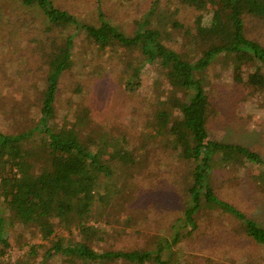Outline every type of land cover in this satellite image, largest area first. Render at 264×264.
Returning a JSON list of instances; mask_svg holds the SVG:
<instances>
[{
  "label": "trees",
  "instance_id": "trees-1",
  "mask_svg": "<svg viewBox=\"0 0 264 264\" xmlns=\"http://www.w3.org/2000/svg\"><path fill=\"white\" fill-rule=\"evenodd\" d=\"M20 1L39 10L46 32L57 31L61 41L49 36L57 43L44 54L48 71L39 96V116L17 131L0 125V257L12 246L8 230L16 232L13 241L20 248L30 244L28 230L38 229L45 240L30 244L20 264H50L57 256L65 264H177L173 246L198 233L201 223H214L218 232L251 238L264 246V224L224 195L232 192H223L228 168L237 172L244 161L264 165V158L250 146L210 137L208 125L215 110L204 77L218 59L241 73L254 65L246 79L253 90L264 92V44L249 35L247 26L249 18L264 27V0H180L198 11L194 31L175 18L176 12L163 0H153L149 10L135 18L132 33L113 23L114 15L107 17L99 2L98 22L88 23L53 0ZM1 23L0 14V31ZM71 28L98 50L122 48L129 92L142 85L147 64L163 68L167 87L162 88L160 78L139 143L127 132L117 138L93 128L89 105L76 111L71 124L57 120L60 77L74 62L75 32L63 33ZM169 28L181 30L184 42L193 49H175ZM149 145L169 148L181 165L176 178L181 185L179 203L160 212L174 219V231L168 232L170 237L149 234L148 246L120 245L122 230L110 232L108 225L120 222L125 201L157 196L142 192L137 179L131 180L147 169L144 152ZM250 177L264 193V173ZM149 211L156 213L154 207ZM101 241L107 245L97 246ZM39 253L42 258L36 262Z\"/></svg>",
  "mask_w": 264,
  "mask_h": 264
},
{
  "label": "rangeland",
  "instance_id": "rangeland-1",
  "mask_svg": "<svg viewBox=\"0 0 264 264\" xmlns=\"http://www.w3.org/2000/svg\"><path fill=\"white\" fill-rule=\"evenodd\" d=\"M53 2L56 6L69 9L78 20L88 23L98 22L95 7L100 3L106 16L114 15L113 23L122 26L127 33H132L135 18H141L149 10L153 0ZM163 2L166 3V8L176 12L175 18L194 31L193 22L198 11L180 0ZM210 12L206 14L209 15ZM40 13L20 0H0V125L7 131L23 129L39 116V96L48 71L44 54L50 52L57 43L52 41V37L61 41L57 31L46 32V22L41 19ZM247 26L249 35L264 44L262 22L248 18ZM169 31L173 32L170 43L175 49H193L184 42L181 30L172 31L169 28ZM73 32L75 31L71 28L63 33ZM73 37L74 62L60 77L56 102L57 120L71 124L75 121L76 111L89 105L93 128L106 130L117 138H121L122 132H127L134 142L139 143L143 140V131L147 130L146 117L152 107L150 100L158 91V80L162 79V88L167 87L161 76L163 68L156 63L147 64L142 75V85L136 92H129L124 81L127 73L124 71L125 59L121 57L122 48H108L104 52L98 50L82 32H75ZM244 69L241 73L229 62L218 59L205 72V86L215 110L208 125L209 134L216 140L250 146L264 158V92L253 90L246 79L248 71L254 70V65ZM243 78L244 81H240ZM78 86L79 91L76 90ZM144 155L147 157V169L139 176L137 173L131 180L136 182L137 179L138 188L142 192L157 196L149 199L130 197L125 201L126 209L119 214L120 222L113 221L108 225L110 232L122 230L121 241L117 243L120 245L128 242L131 245L139 243L148 246L151 241L149 234L161 233L168 236L174 231V219L171 221L160 212L179 203L181 185L176 183V178L180 176L181 171L177 170L181 165L169 148L149 145ZM227 170L224 178L229 177L224 182L226 187L223 192L232 193L224 195L230 202L238 203L241 208L252 212L264 224V193L252 184L250 177L251 173H264V165H252L244 161L237 172L229 168ZM152 207L156 209L154 214L149 211ZM218 231L219 228H215L214 223H201L198 233H193L173 246L177 264H264L262 244L251 238L232 237L225 231ZM8 232L12 238V246L0 257V264H20L19 258L29 249L30 244L45 243L38 229L28 230L26 236L30 244L20 248L13 241L16 232ZM58 233L68 234L64 230H59ZM108 241L111 242L112 239ZM105 245L107 243L101 241L97 246ZM41 258L42 253H39L34 260L37 262ZM50 264L65 263L57 256Z\"/></svg>",
  "mask_w": 264,
  "mask_h": 264
}]
</instances>
